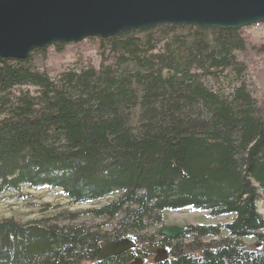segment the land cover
Returning a JSON list of instances; mask_svg holds the SVG:
<instances>
[{"label":"trees","instance_id":"trees-1","mask_svg":"<svg viewBox=\"0 0 264 264\" xmlns=\"http://www.w3.org/2000/svg\"><path fill=\"white\" fill-rule=\"evenodd\" d=\"M248 28L92 37L97 63L55 73L43 65L49 48L75 43L1 58L0 196L27 187L73 204L111 197L88 214L115 224L0 219V264H264V71L249 60L264 58V40ZM186 208L233 218L175 239L146 235L163 212ZM124 238L136 248L98 261L101 243ZM157 248L166 261L151 259Z\"/></svg>","mask_w":264,"mask_h":264},{"label":"water","instance_id":"water-1","mask_svg":"<svg viewBox=\"0 0 264 264\" xmlns=\"http://www.w3.org/2000/svg\"><path fill=\"white\" fill-rule=\"evenodd\" d=\"M263 22L264 0H0V59H25L57 42L109 38L164 24L241 29ZM183 231L169 226L159 235L175 239ZM136 246L129 238L103 242L98 261ZM151 253L155 263L169 258L167 249Z\"/></svg>","mask_w":264,"mask_h":264},{"label":"rangeland","instance_id":"rangeland-1","mask_svg":"<svg viewBox=\"0 0 264 264\" xmlns=\"http://www.w3.org/2000/svg\"><path fill=\"white\" fill-rule=\"evenodd\" d=\"M246 34L255 41L264 40V25H253L247 29ZM91 38L80 41L81 44H78L79 42H71L75 44H68L62 53L49 48V58L43 64L44 67L51 69V73H55L76 61L83 64L97 63L96 42ZM258 59V57L249 54V60L253 64L255 63L253 67L258 71H264V58ZM23 193L25 196L22 198L11 194L0 196V219L12 217L23 223L39 220L60 225L85 224L102 229H107L115 224L113 220L98 219L88 214V210L98 208L111 200V197L99 202L73 204L58 190L48 188L36 190L26 187L23 189ZM232 218L233 216L231 215L212 218L205 212L195 211L190 208L179 211H165L162 214L161 223L155 228L149 229L146 235L169 226L184 228L189 225H223L230 222ZM254 243L255 241L252 239L246 240V244L252 245ZM154 257L155 254H152L151 259L154 260Z\"/></svg>","mask_w":264,"mask_h":264}]
</instances>
